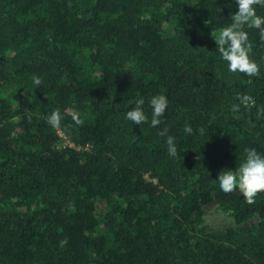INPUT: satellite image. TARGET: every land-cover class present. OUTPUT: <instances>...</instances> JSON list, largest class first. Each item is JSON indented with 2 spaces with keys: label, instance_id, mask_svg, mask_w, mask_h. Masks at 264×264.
I'll return each instance as SVG.
<instances>
[{
  "label": "trees",
  "instance_id": "1",
  "mask_svg": "<svg viewBox=\"0 0 264 264\" xmlns=\"http://www.w3.org/2000/svg\"><path fill=\"white\" fill-rule=\"evenodd\" d=\"M234 11V0H0V264H264V191L249 204L215 180L245 148L264 153V45L244 29L258 75L236 76L211 36ZM160 93L159 126L125 119L141 96L150 117ZM237 96L255 103L233 114ZM231 196L236 227L194 229V211Z\"/></svg>",
  "mask_w": 264,
  "mask_h": 264
},
{
  "label": "clouds",
  "instance_id": "2",
  "mask_svg": "<svg viewBox=\"0 0 264 264\" xmlns=\"http://www.w3.org/2000/svg\"><path fill=\"white\" fill-rule=\"evenodd\" d=\"M236 11L231 13L230 23L220 28L214 36L217 44V51L225 64L229 74L253 78L258 75V68L250 60L251 44L248 42V33L245 28L258 32L259 44L264 45V17L258 16L256 10L264 8V0H234ZM32 83L35 86L41 84V77L33 74ZM236 103L232 105L230 111L233 114L239 113L241 106H248L255 102L247 96L235 97ZM151 116L145 111V98L138 97L134 107L125 113V119L133 124L142 125L150 123L156 128L162 121L161 117L166 112L169 105L168 97L163 94H154L147 101ZM67 111V110H66ZM63 117L60 109H53L46 116V122L53 128L61 127ZM72 119L76 124L81 123L78 114L73 111ZM184 131L192 133L191 126L186 125ZM158 135L166 137L167 152L169 156L178 155V146L175 137L168 134L167 127L158 129ZM245 157L235 171L220 172L215 178L218 189L224 194L239 191L245 202L251 204L258 192L264 191V153L256 148L248 147L244 149ZM61 245L66 241H61Z\"/></svg>",
  "mask_w": 264,
  "mask_h": 264
},
{
  "label": "rangeland",
  "instance_id": "3",
  "mask_svg": "<svg viewBox=\"0 0 264 264\" xmlns=\"http://www.w3.org/2000/svg\"><path fill=\"white\" fill-rule=\"evenodd\" d=\"M217 32H213L211 36L216 35ZM234 199H238V196H231L226 199L212 198L209 202L202 205L199 210L193 212V227L197 232L219 234L223 230L231 227H236L235 209L232 207ZM30 206L35 209L40 206V201H30ZM257 218H253L252 221H256Z\"/></svg>",
  "mask_w": 264,
  "mask_h": 264
}]
</instances>
